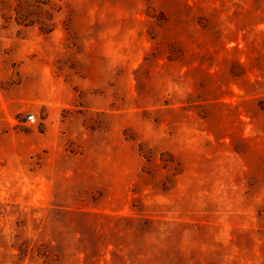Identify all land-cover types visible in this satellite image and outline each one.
Returning <instances> with one entry per match:
<instances>
[{
  "label": "rangeland",
  "instance_id": "obj_1",
  "mask_svg": "<svg viewBox=\"0 0 264 264\" xmlns=\"http://www.w3.org/2000/svg\"><path fill=\"white\" fill-rule=\"evenodd\" d=\"M0 264H264V0H0Z\"/></svg>",
  "mask_w": 264,
  "mask_h": 264
},
{
  "label": "built area",
  "instance_id": "obj_2",
  "mask_svg": "<svg viewBox=\"0 0 264 264\" xmlns=\"http://www.w3.org/2000/svg\"><path fill=\"white\" fill-rule=\"evenodd\" d=\"M28 120L34 121L35 120V114H29Z\"/></svg>",
  "mask_w": 264,
  "mask_h": 264
},
{
  "label": "trees",
  "instance_id": "obj_3",
  "mask_svg": "<svg viewBox=\"0 0 264 264\" xmlns=\"http://www.w3.org/2000/svg\"><path fill=\"white\" fill-rule=\"evenodd\" d=\"M44 30H46V29H44ZM49 31V30H48ZM48 31H46V32H48Z\"/></svg>",
  "mask_w": 264,
  "mask_h": 264
}]
</instances>
